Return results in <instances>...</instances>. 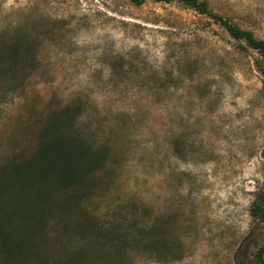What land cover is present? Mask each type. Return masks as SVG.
Listing matches in <instances>:
<instances>
[{"label": "rangeland", "instance_id": "1", "mask_svg": "<svg viewBox=\"0 0 264 264\" xmlns=\"http://www.w3.org/2000/svg\"><path fill=\"white\" fill-rule=\"evenodd\" d=\"M199 1L264 40V0ZM8 44L22 55L9 75L0 62V164L62 110L102 157L63 216L91 217L83 236L50 210L23 264H252L264 244L249 215L264 188L254 51L176 0H0Z\"/></svg>", "mask_w": 264, "mask_h": 264}, {"label": "trees", "instance_id": "2", "mask_svg": "<svg viewBox=\"0 0 264 264\" xmlns=\"http://www.w3.org/2000/svg\"><path fill=\"white\" fill-rule=\"evenodd\" d=\"M126 1L139 6L146 1L172 0ZM176 1L220 25L233 40L254 51L264 64V40L211 13L203 1ZM4 46H0V62L8 61L5 71L9 75L22 53L15 44ZM256 68L262 77L259 95L264 103V65L258 62ZM71 120L66 110L56 113L41 129L36 145L27 156L10 155L0 164V198L8 191V214L0 212V264L24 263L32 248L37 247V236L42 233L50 210L57 211L61 229L76 233L79 238L91 224L88 215L70 221L63 217L66 212H77L84 196L81 182L102 164L101 154L92 152L76 136ZM249 215L264 229V188L255 193ZM71 256L69 260L78 259L80 254ZM252 264H264V244L253 252Z\"/></svg>", "mask_w": 264, "mask_h": 264}]
</instances>
